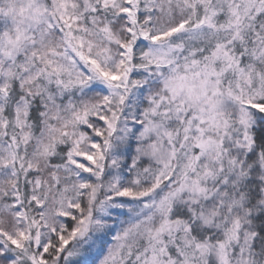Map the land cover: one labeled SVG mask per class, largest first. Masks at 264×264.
Wrapping results in <instances>:
<instances>
[{
    "label": "snow or ice",
    "instance_id": "1",
    "mask_svg": "<svg viewBox=\"0 0 264 264\" xmlns=\"http://www.w3.org/2000/svg\"><path fill=\"white\" fill-rule=\"evenodd\" d=\"M0 264H264V0H0Z\"/></svg>",
    "mask_w": 264,
    "mask_h": 264
}]
</instances>
